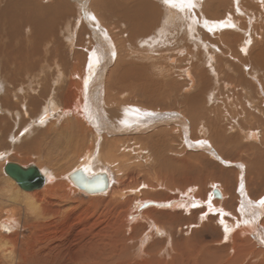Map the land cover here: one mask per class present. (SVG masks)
Wrapping results in <instances>:
<instances>
[{
    "label": "rangeland",
    "instance_id": "374dc122",
    "mask_svg": "<svg viewBox=\"0 0 264 264\" xmlns=\"http://www.w3.org/2000/svg\"><path fill=\"white\" fill-rule=\"evenodd\" d=\"M40 1L44 2V5H47V3L51 5L50 1ZM65 1L71 4V13H66L65 19L57 23L59 40L51 37L46 40L47 42L42 43V68L32 74V77H30L32 83L30 82L25 88L20 87L21 89L14 88L13 90V88H10L13 85L12 83L20 82L18 80L13 82L7 77L5 78L4 75L0 76V122H2L0 123V218L3 216V210H10L15 205L21 210V217L15 216L20 226L19 229L17 228L12 233H3L0 230V254L4 258L1 262L4 264H15L17 262L16 258H18L17 253H19L21 248L25 251L27 249L34 250L33 252L37 253L50 243L56 242L61 252L60 259H66L65 252L68 249L75 248L76 244L78 245L82 242V239L86 237L100 239L103 235H97L96 232L102 230L109 223L122 220V215L119 214L118 216L114 208H108L95 202L97 199L108 198L109 195L90 196L66 179L70 186L76 188L74 195L76 202H74L73 207L69 208L68 216L63 220L60 219L61 221L50 219L44 227L34 229L31 225H28L27 220L34 218L37 213V207L30 210L28 203L25 204L17 199H22L23 190L14 181V188L10 187L8 180L11 179L4 172V166L13 162L35 165L38 168L49 171V173L50 171L51 173L53 172L52 174L55 177L57 174L61 177L78 168L80 159L87 154L86 148L93 143L91 137H86L85 140L77 137L80 129L77 126L79 118L73 110H70L77 97L79 99L80 96L77 94L79 91V79L70 78L69 80V76L57 69L61 67L60 57L53 58L45 54L51 48L60 47L64 54L67 55L69 64L72 67L80 65L84 74L86 73L91 53L98 48L101 49H98L101 54H99L101 62H99L100 64L98 63L95 69V75L90 85L91 90L93 89L92 97L96 104L100 105V111L104 116L109 117L113 111L118 113L122 111L123 107V110L124 108L142 110L140 111L142 112L141 115L154 113L155 115L149 116L150 118L146 120L148 122L151 121L150 124L153 121L155 122V120H167L168 117H178L184 121L183 123L186 122L185 125L178 123L179 121L170 122L168 125L158 123L159 125L154 128L152 125L148 130L133 131V133L125 130V133L122 132L114 135V138H110L111 140H120L122 142L116 148V153L119 159L124 160L122 168L118 167L116 169V183L113 182L112 188L116 185L123 186L122 190L126 193L125 197H132L135 201L142 199L152 202L155 205L152 206V209H156V213H153V215H156V221H159L160 226V231L153 230L151 222L144 221L141 218V220L131 224L134 225L128 234L122 230L123 226L121 223L109 229L111 237L115 238L113 242L119 249L117 257L120 255V258L116 259L114 264H194L187 260V252L190 249L193 251L203 250L202 259L207 263L217 258L214 264H264V252L261 251L264 250V244L260 245L257 242V239H260L261 243H264V237L261 238L262 235L258 237L259 231L264 233V209L260 211V204H257L261 199H264V175L261 174L260 177L262 179L256 181L255 179H258L255 174L256 171L251 172L252 170L250 169V162L255 160H260L261 166L264 168V68L260 69L257 66L259 60L254 55L258 49L257 44H263L264 47V12L262 11L264 0H194V5H196L192 6L193 9L189 11L191 14L189 13L188 18L186 16L177 17L178 15L169 13L165 22H163V13L166 10V6L163 5L162 0H144L157 5V20L156 24L154 23L156 31L153 29L149 33L142 32L144 34L141 35L138 43L131 33L132 25H134L132 20L123 15L121 8L119 11V7L127 4L131 6L133 3L143 0H99L103 1L105 5L110 4V6L106 5L107 9L96 7L95 3L98 0ZM93 1L95 5H93ZM222 1L224 6L222 8L218 6L219 8L217 7L214 10V2L217 6ZM243 2L245 3L242 4ZM113 5L118 8L112 9L111 6ZM254 8L255 10H252ZM174 11L179 12L176 9ZM92 16H95L96 19H91ZM228 16L233 17L235 24L230 31L223 29L221 33H217V30H209L204 25L205 21L208 23L207 26L212 22H225ZM189 22L192 23L191 27H189ZM5 27V30L0 33V47L6 48L8 46L6 44L9 42L15 44L19 42L20 46L26 47L30 38L25 31L26 28L16 35L15 31L7 34L9 33L7 30L8 26L6 25ZM12 34L13 38L18 36L17 40L11 37ZM2 39H4V42ZM231 39H233L232 42L230 41ZM259 39L263 43H260ZM247 41H249L248 44ZM225 43H230L229 47L237 48L239 53L237 54L236 52V55L234 54L235 57H233L235 60L230 62L231 67L234 68L227 69L229 75L233 77V83L228 84L230 85L228 87L231 88L224 87L227 83L225 76L223 77L222 74V77H219L218 80L214 74L212 75L209 72L204 82L201 77V72H205L204 67H196L199 64L198 58L193 59V57H190L192 53H195L196 57H198L200 50L204 51V48H209V52L213 54L215 59V61H211L214 64L216 59L220 60L217 58L220 56L219 48L227 47ZM244 43L249 47L246 50L249 51L253 48L250 50L253 52L255 49L251 59L259 68V73L258 71L256 72V78L250 75L246 76L248 71L251 70L250 67L244 68L246 56L239 50L241 44ZM29 44L31 45L32 43L30 42ZM259 49L264 51V48ZM52 51L54 54L56 48L52 49ZM133 51H135L136 56L132 54ZM113 52H115V57L112 56ZM247 54L249 55L250 52ZM205 55L207 56L208 54L205 53ZM259 57L261 58V56ZM173 59L176 60L173 61ZM201 61H205L203 56H201ZM194 63H197L196 66H193ZM17 64L15 63V66ZM215 65L213 66L215 67ZM120 66L124 69L123 81L126 84L127 82L137 84L145 83L146 81L155 84L154 97L156 101L151 102L149 99L144 98L140 94V86L137 89H133V91L129 90L128 93L126 92L123 95L116 94L117 91L115 94L110 95L107 88L116 77L114 71L118 70ZM129 66H133L132 70L135 71L131 72V76L125 73L131 69ZM13 67L14 65L11 68ZM186 70H189L194 83L186 75ZM48 76L51 79L50 90L46 88V84H43V77ZM216 79L220 82L218 83ZM257 79L262 84L258 85ZM71 80L76 86L73 87L72 93L66 95L65 99V96L60 94V89L63 88L64 92H66ZM240 80L243 81L242 84L247 83L246 80L248 82L251 81L244 85L250 88V84H253L252 89L255 88L257 91L252 90L254 92L252 97L258 96L255 100L257 103H253L254 100L252 99L250 106L248 105L249 100L243 87L240 90L238 89V81ZM43 86L47 91L43 89ZM41 88L46 94L40 96L39 106L35 109L29 102L42 95ZM145 88L153 92L151 87L146 86ZM200 90L204 92L206 98L213 97V104H216L217 108L220 107L218 112H216L217 114L212 113L210 116L212 117L210 119V127L215 128L212 131H203L199 127V107L194 110L187 109L186 104L190 98L193 96L197 97L196 94H199ZM48 102L56 106V114L50 117V121L41 122L42 118L39 119V117ZM245 107L250 110L246 115L244 114ZM256 107H258V110L254 111ZM64 109H69L70 112L66 114ZM245 111L247 112V110ZM9 112H11V115ZM5 115H7V118L9 117V120L4 118ZM147 116L145 119H147ZM230 120L235 122L232 127L229 126ZM164 129H166L164 133L167 130L169 133L167 132L168 135L163 137L165 139L163 143L168 140L171 143L169 146L164 144L165 150H160V145H153L150 137L158 134L160 130H162L160 133H163ZM222 129H226V131ZM216 130L221 131H218L216 135L214 133ZM249 132H253L251 134L255 137L250 136ZM218 135H221L227 141L221 143ZM231 137H234V139H230ZM67 138L71 139L66 140ZM77 139H79L78 142L76 141ZM68 141L72 142L70 143L71 145ZM84 141L85 143H83ZM200 141L205 143L201 145L198 143ZM55 145L57 146L54 147ZM60 145H64V147H60ZM142 145L147 147H145L144 151H137L138 148L134 149V146L142 147ZM130 146H133V150ZM98 147L99 151L102 149L105 153L110 149L109 144H102V142H100ZM141 147L139 148L141 149ZM152 147L159 152L155 153L153 157L146 153V150L148 148V150H151L150 148ZM57 153L64 154L66 157L63 161H59V166L63 167L62 170L58 169L59 167L56 163L61 159V156ZM144 184H146L145 187L142 186ZM241 185H243V191H241ZM223 188L227 194H236L237 199L234 204L228 205L230 209L228 211L231 215L227 213L223 216V219L232 225L236 224L237 220L234 219V216L237 218L238 216L233 210L239 209L243 203L248 204L250 219L255 218V220H258L257 227L260 230H256L258 231L256 232V237L250 232H243L239 233V236L234 235V238L232 236L225 239L226 235L223 234L225 233V228L221 222L223 221L222 218L220 219L222 217L220 212L213 210L215 209L214 206L209 208L207 204L209 199L217 200L222 204L230 199L228 195L225 197L222 191ZM137 189H140L142 193H139L138 197L137 193H130V191ZM143 192L148 194L145 196ZM189 198L194 202L198 201L193 207L189 208L191 211L184 212V207L172 209L170 203L173 200H185L186 203L189 202ZM209 204L212 205L210 202ZM148 208L150 207H146L144 211ZM258 211H260L259 214L257 213ZM165 213L172 214V218L170 220L162 218ZM176 215L179 216L177 219L174 218ZM165 221H168V223ZM14 236L17 239L11 241L10 238ZM142 248L146 255L140 257L138 252ZM121 249L123 252H121ZM119 260L120 263H118Z\"/></svg>",
    "mask_w": 264,
    "mask_h": 264
},
{
    "label": "bare ground",
    "instance_id": "6f19581e",
    "mask_svg": "<svg viewBox=\"0 0 264 264\" xmlns=\"http://www.w3.org/2000/svg\"><path fill=\"white\" fill-rule=\"evenodd\" d=\"M47 1H50L51 5H49L48 3H47V5H44V2L42 3L40 0H0V33H2L5 30V28H6L5 26L7 25L8 26L7 30L9 32L7 34H11L12 31L13 32L15 31L16 35H17L22 30H24L26 28L25 31L27 32L28 36H30V38L28 40V44H26V47L25 46H20L19 42H17V44H15L13 42H9V43L7 42L8 44H6V45H8V46H6V48L0 47V76L4 75L5 78L7 77V79H10L13 82L17 81V80L20 82V83L15 82L17 84L12 83L13 85H11L10 88H13V90H14V88H19V89H21L20 87L25 88V86H28V84H30V82H31L30 81L31 80L30 77H32V74H34L39 68H42V66H41V56H42L41 45H42V43L43 42L44 43L47 42L46 40L50 39L51 37L56 39V40H59L58 37H60V36H58L59 33H58L57 23L58 22L60 23V22H62V20L65 19L64 17H65L66 13H69V14L71 13L70 12L71 11L70 10L71 9L70 8L71 4H69L65 0H46V2ZM146 1H148V0H146ZM191 3H192V5H194V0H191ZM244 3L245 2H243L242 4H244ZM95 4H96V7H99V8H102V9H107L108 7L106 5L110 6V4H106L105 5V3L103 1L101 2L99 0ZM95 4H94V1H93V5H95ZM223 4H224V2L222 1L221 3H219L216 6L215 2H214V4H213L214 7H215L214 10L218 6L220 8H222L224 6ZM231 4H233V3H231ZM120 6L121 7H119V11H120V8H121L122 14L126 15V17H129L130 20H132V23L134 24V25H132L133 27L131 29L132 30L131 33H132V36H134L133 38L135 39V41L137 40V43L139 42L141 35L144 34L142 32H146V33H149L150 31L152 32V30L154 29V26L156 24V20H157V15H156V13L158 12L157 7H156L157 5L152 4V2H149V3L145 2L143 0V1H140V2H136L135 4L133 3V5H131V6H129L128 4L127 5H120ZM249 7H251V6H249ZM111 8L112 9H116L118 7L113 5V6H111ZM197 8H198V5H197ZM238 8H239V6H238ZM191 9H193V8L192 7L188 8L187 6H185L184 11H179V12H175L174 11L175 12L174 13L173 10H175V9H171V8L166 7V10L164 9L165 11L163 13V15H164L163 22H165V20L168 19V14L169 13H173L174 15H178L177 17L186 16L188 18L189 13H190L189 11H191ZM195 10H196V8H195ZM252 10H255V8L252 9ZM262 11L264 12V6H263V10ZM206 12H207V10H206ZM234 13H236V12H234ZM205 14H209V13H205ZM159 17H161V16H159ZM178 19H177V21H178ZM180 20H181V18H180ZM185 20L187 21V19H185ZM190 21L192 22V20H190ZM137 22H139V23H137ZM191 22H189V27L192 26ZM221 24L232 25V26L231 27H227V26L226 27H221L220 26ZM234 25L235 24H234V21H233V17L228 16V19L225 22H221V21L219 23L218 22L217 23H213L212 22V23H210V25L205 26V27H207L208 29H211V30H217L216 31L217 33H221V30H223V29H226V30L230 31L231 29L234 28ZM238 25H239V23H238ZM241 27L243 28V26H241ZM165 28H168V27H165ZM7 36H9V35H7ZM12 36H13V34L11 35V37ZM228 37H230V36H228ZM17 38H18V36H16V37L14 36L13 39L17 40ZM3 40L4 39H2V41ZM232 40L233 39H231L230 41L232 42ZM258 41L260 43H263V41L260 40V39ZM30 42L32 43L31 44L32 46L29 44ZM210 42H211V40H210ZM248 43H249V41H247V44ZM61 44H62V42H61ZM225 44L227 45L226 48H219V50H218V51H220V56H218L217 58L220 59V60L216 59V62H214V64H216L215 67L213 66L214 64L211 62L213 60L215 61V59H214L213 54L211 52H209V48H204V51L200 50L198 52V57H196L197 55L195 53H192V55L191 54H189V55H191L190 57H193V59L194 58H198L199 64L194 63L193 66H196V64H197L196 67H198V68L204 67L205 72H201V77L203 78L204 82L206 81V78H207L209 72H211L212 75L214 74L216 76L215 78H217L218 80H219V77H222V75H223V77L225 76L224 78L226 79L227 85L226 86L224 85V87L225 88H231V87H228V86H230L228 84L233 83L232 82L233 81L232 80L233 77L229 75V73L227 72L228 71L227 69L230 70V69L234 68V67H231V63L230 62H232L231 60H233V61L235 60L233 58V57H235L234 54L236 52H237V54H239V53H238V49L237 48L229 47L230 43H225ZM247 44H245V43L241 44V46H240L241 48H239V50H241L243 52L242 54L244 56H246V58L244 60L245 61L244 68H249L250 67V70H251V71H248L246 76L250 75L251 77H255L256 78V76H257L256 72L259 70V68H257V66H259L260 69L264 68V51L259 49V48H264V47H263V44H257V47H258L257 51H255V49H254L253 52H252L250 50H252L253 48H251L249 51L246 50L247 48L249 49ZM127 45H129V44H127ZM29 46H31V47H29ZM209 46H210V44H209ZM55 48H56V52L53 54L52 49H55ZM55 48H51L50 50H48L45 53L46 56L53 57V58L59 56L60 57L59 60H60L61 67H59L57 69L59 71H62L63 73H65L66 76H69L68 77L69 80H70V78L71 79L75 78L76 80L79 79V84H78V88H79L78 90L79 91H78L77 94H79L80 96H79V99L77 97L76 102H74V104L71 106V109H70V110H73L74 113L79 118L77 120V122H78L77 126H79L80 129L78 130V136L77 137H79V139L82 138V140H85L86 137H91V140H93V143H92V145L90 144L88 146L89 148L88 147L86 148V151H87L86 153L87 154L84 157L81 156L83 158L80 159L78 168L76 170L72 171L71 173L67 174V175L65 174V175L60 177L57 174L56 177H55L52 174L53 172L51 173V171H50V173H49V171L44 170L43 168H40V167L38 168L36 166L39 169L40 173H42V175L45 177L44 185L41 188H37V189H34V190H30V191L22 189L19 186V184L12 177H10L6 173L5 167L8 164L7 163L4 166V172L11 179V180H8V183H9L10 187L14 188V182H15L23 190L22 192L24 193V195H23L22 199H19V198H17V199L22 201V202H24L25 204L28 203V206H29L30 210H33V209H35L37 207V213L34 216V218H32V219L29 218L27 220L28 225H31L32 228H34V229L37 228V227H39V228L44 227L45 224L47 223V221H49L50 219L61 221L65 217L68 216V211L70 210L69 208L73 207L74 206V202H76L74 200L75 199L74 195H75V192H76V188L70 186L68 184V182H66V179L68 181H70V183H72L74 186H76L79 189V187L77 185H75V183H74V181L72 179V175L75 174V172H77V171L82 172L90 180H93L94 178H98L100 176L105 179V181L107 182V187H106V189L104 191H98L97 193L88 194V195H90V196L109 195L108 198L97 199V200H95V202L97 204L104 205V206H106L108 208H114L116 213L118 214V216H119V214L122 215V220L120 222L116 221L115 223H109L102 230L96 232L97 235H103L100 239L87 238V237L82 239V242L79 243L78 245L76 244L75 248H73L71 250L68 249L65 252L64 255L66 256V259H60L61 258V252L59 250L58 243L56 242V243H50L49 245L46 246V248H44L42 250H39L37 253H34L33 252L34 250L27 249L25 251L24 249L21 248L19 253H17L18 254L17 255L18 258H16L17 262H15V264H114L116 259L118 260L120 258V255H118V257H117V252H119V249L114 244L113 241H114L115 238L111 237L109 229H111L114 226H116L119 223H121V225L123 226L122 230L125 231V233L128 234V232H131L132 226L134 225V224L133 225H131V224L133 222H137L138 220H141V218L144 219V221L151 222V228H153V230L160 231V228H159L160 226H159V223H158L159 221L158 220L156 221V219H157L156 215H153V213H156V209H152V206H155L152 202H147L146 200H142V199H138V200L135 201L132 197H128V196L125 197L126 193L124 192V190H122L123 186L116 185V186H114L112 188L113 182H115L116 169L118 167L122 168L124 160L119 159V156L116 153V148H118V146L122 142L120 140H117V141L116 140H111L110 138H114L113 137L114 135L120 134V133L124 132L125 130H129V132H132V133H133V131L140 132V131H143V130H148V129H150V127L152 125H153V128L156 127V125H159L158 123H161V124L163 123V124L168 125L170 122L179 121L178 123H181L182 125L183 124L185 125L186 122L183 123L184 121L182 119H179L178 117H174V118L168 117L167 120H164V119H163L164 121L155 120V122L153 121L152 124H150L151 121H149V122L146 121L150 117L147 116V119H145L146 113L141 115L142 112H140V111H142V110L136 111V110H134V108L133 109H131V108H129V109L126 108L125 109L124 108V110H123V107H122V111H119L118 113H117V111H113L112 114H110L109 117L108 116L107 117L104 116L102 114V112L100 111L101 110L100 107H99L100 105H97L96 101L92 97V90L93 89L91 90V85H90V83L92 82V78L95 75V69H96V67L98 65V63L96 61L99 60V62H101L100 59H99V56L101 55L99 50H101V49L98 48L99 50L96 49L97 51L94 50L91 53L90 58H89V62L87 63V70H86L87 75H86V73L84 74L83 69L80 67V65L72 67V65L69 64L68 58L66 57L67 55L64 54V52L62 51V48H60V47L59 48L55 47ZM254 48H255V46H254ZM135 51H133V53L131 52L134 56H136ZM212 51H213V49H212ZM254 51H255L254 55L259 60V62H258L259 64H257V66L252 62V59H251L252 58L251 56L254 53ZM262 51H263V53H262ZM248 52H250L249 55L247 54ZM205 53L208 54V55L206 56ZM201 56H203L205 61H201ZM259 56H261V58ZM262 56H263V58H262ZM147 57L149 58L148 55H147ZM3 58H4V61H3ZM260 59H261V61H260ZM175 60L176 59H173V61H175ZM121 62H123V61H121ZM15 63L16 64L18 63V64L15 66ZM90 64H91V67H90ZM12 65H14L13 68H11ZM129 67H131V69L128 72H125V73L127 75L131 76V72H135V71L132 70L133 66H129ZM137 70L139 71V69H137ZM123 72H124V69H122L121 66L118 67V70L114 71V74L116 75V77L109 84V86L107 88L108 93L110 95L113 94V93L115 94L116 91H117L116 94L123 95L126 92L128 93L129 90L133 91V89H137L140 86V89H139V90H141L140 94L144 98L149 99L151 102L152 101L153 102L156 101V98L154 97V93H155L154 90L156 88L155 84H153L150 81H146V80H145L146 81L145 83L132 84V83H128L127 82V84H126L125 81H123V78H124L123 77ZM102 73H104V72H102ZM185 73L188 76V78L192 81V83H194V80H193L192 75L190 74L189 70H186ZM258 73H259V71H258ZM110 77H112V76H110ZM129 79H130V77H129ZM43 80H44L43 84H46V86H47L46 88L50 90V86H51L50 77L49 76L48 77H43ZM218 80H217V82H218ZM85 81H88L87 89L85 88ZM242 82H243L242 80L238 81V83H239L238 84V89L240 90L241 87H243V90L245 91V95L248 98L250 104H251V102L253 100H254L253 103H257V102H255V100H256V97H258V96L256 95L255 97H252V96H254V92H252V90H254L255 92L257 91V90H255V88L252 89L253 84H250V88L247 85H244V84L250 83L251 81L248 82L246 80L247 83H243V84H242ZM257 84L259 85V84H262V83L258 80ZM37 85H39V84H37ZM44 86H43V89L45 91H47V89L44 88ZM74 86H76V84L71 80L69 82V88L67 89V91L64 92V89L61 88L60 89V92H61L60 94L62 96H65V99H66V97H67L66 95L68 93H72L73 92V87ZM146 86L147 87H151L153 89V92H151L147 88H145ZM217 87L219 88V86H217ZM202 88H204V87H202ZM43 89H42V93H41L42 95L38 94L39 95V96H37L38 98L34 99L31 102L28 101L29 103L32 104L33 107H35V109L39 106V98H40V96H43L44 94H46L45 92H43L44 91ZM196 95H197V97L193 96L192 98H190V100L186 104L187 107H188L187 109L194 110L195 108L199 107V109H200V118H199V121H198L199 122L198 123L199 127L201 129H203V131L204 130L205 131H207V130L212 131L215 128H213V127L211 128L210 127V119H212V117H210V116H211L212 113L218 112V109L220 107L217 108V105L213 104V102H214V100H212L213 97H210L209 99L206 98V96L204 95L203 91L200 90L199 94H196ZM110 98H111V96H110ZM119 101H121V100H119ZM10 105L12 106L11 103H10ZM55 107L56 106H54L53 103L48 102L47 106L44 107L45 110L43 111L42 115H40L39 119L42 118L41 119L42 122L50 121L51 120L50 117L54 116L56 114L57 109ZM13 108L15 109V107H13ZM20 108H21V106H20ZM257 108L258 107H256L254 109V111L258 110ZM17 110H16V113H17ZM70 110L66 109L64 112L67 114L68 112H70ZM9 111H10V109H9ZM11 112H9V114ZM259 112H261V111L259 110ZM32 114H34V113L32 112ZM244 114L246 115V114H248V112H246L244 110ZM250 114H251V112H250ZM4 118H7V115H5ZM20 118H21V116H20ZM46 119H48V120H46ZM250 119H251V117H250ZM122 121H127V123L126 124L122 123ZM0 123H2V122H0ZM234 125H235V122L233 120H230L229 121V126L232 127ZM9 126H10V124H9ZM84 126H86V127H84ZM165 130L166 129L163 130V133L162 132L160 133V131H162V130H160L158 134L152 135L150 137V141L152 142L153 145H156V144H157L156 146L160 145V150H165L164 146H163L164 144L166 146H169L170 143H171L170 140H168L166 143H163V140L165 141V139L163 137H165L169 133L168 130L164 133ZM222 130L226 131V129H222ZM62 131H63V129H62ZM62 131H61V133H62ZM153 131H155V130L153 129ZM218 131H221V130H216L215 132L214 131L213 132L217 135ZM251 133H253V132H251ZM251 133H250V136L255 137ZM61 135L63 136V134H61ZM110 135H111V137H110ZM68 139H71V138H67L66 140H68ZM79 139H77L76 141L78 142ZM218 139H219V141L221 143H224L225 141H227V139H224L221 135H218ZM230 139H234V137H231ZM86 142H88V141H86ZM100 142H102V144L103 143L104 144H106V143L109 144V148L110 149L106 153L102 149H101V151H103V152L99 151L98 145L100 144ZM160 142H162V143H160ZM70 143H72V142H69V144ZM83 143H85V141ZM56 146L57 145H55L54 147H56ZM60 147H64V145H60ZM130 147L133 150V146H130ZM139 147H141V146H139ZM139 147L138 146H134V149L136 150L138 148L137 151H139V150L144 151L146 146L142 145L141 149ZM158 148H157V150H159ZM170 148H172V147H170ZM150 149L151 150H148V151L146 150V153L152 155V157L155 155V153H159L153 147L150 148ZM50 151H51V149H50ZM57 154H59V153H57ZM59 155L61 156V159H59L56 163H57V165L59 167L58 169L62 170L63 167L59 166V164H60L59 161H63L64 159H66V157H65L64 154H59ZM95 160H98V161H95ZM181 161L183 162V160H181ZM102 163H104L105 165L104 164L102 165ZM15 164H18V165H20L23 168H28L29 166H35V165H25V164H21V163H15ZM256 164L260 165V160ZM255 171H256L255 174L258 176V179H262L260 176H261V174L264 175V170H259L258 171V168H257V169H255ZM58 173H59V171H58ZM142 186L145 187L146 184H144ZM222 191L225 194V197H226V195H228V197L230 199L226 200L223 204L220 203L217 200L213 201V199H209V202L212 203V205L209 204V202L207 204H208L209 208H211V206H214L215 209H213V210H216V211L220 212V214L222 216V217H220V219L222 218L223 227L225 228V233H223V234L227 235V237H232L233 236V238H234L235 237L234 235L239 236V233L250 232L253 236L256 237L257 236L256 232H258L256 230L259 229V227H257V225H258L257 221L258 220H255V218H253L252 220L250 219V209H248V207H247L248 204L243 203V205L240 206L239 209L233 210L235 212V214L238 216V218L234 216V219L237 220L236 224L232 225L231 223H229V222H227L226 220L223 219L224 218L223 216H225L227 213L230 214L229 211H228V210H230L228 205H230L232 203L234 204L237 199H236V196H235L236 194H231V193L227 194L224 188H223ZM130 193L131 194L137 193V197L140 194H142L140 189L139 190L138 189L137 190H132V191H130ZM147 194L148 193H144L143 192V195L146 196ZM128 195H129V193H128ZM217 196H220V195H217ZM197 202L198 201L194 202L193 200H191V198H189V202L185 203V200H173L172 203H170V205H172V209L183 208L184 207V212L185 211L187 212V211L190 210L189 208L193 207V205H195ZM257 204H259V203H257ZM146 207H150V208H148L147 210L144 211V209ZM260 208H261L260 211H262L264 209V205H262V206L260 205ZM260 211H258L257 213L259 214ZM15 216L21 217V210H20V208L18 206L15 205L10 210H8V209L7 210H3V216H1V218H0V230H1V232H3V233L4 232L12 233V232L16 231L17 228L18 229L20 228V226L18 224V221H17V218H15ZM172 216H173L172 214H166L165 213V215H163L162 218H165V220H168V219L170 220L172 218ZM181 216L183 217V215H181ZM178 217H179L178 215L174 216V218H176V219ZM246 221H247V223H245ZM165 222L168 223V221H165ZM239 222H241V223H239ZM254 223H256V224H254ZM226 229H227V232H226ZM262 234H264V233H262V231H259L258 237L261 236ZM170 236H171V234H170ZM240 236H241V234H240ZM0 237H1V235H0ZM106 237H108V238H106ZM149 238H150V236H149ZM16 239H17L16 236L10 238L11 241H14ZM130 239H128V240L129 241L133 240V238H132V240H130ZM257 242L260 245L264 244V243H261L260 239H257ZM261 251L264 252V250H261ZM121 252H123L122 249H121ZM138 254H139L140 257H143V256L146 255L145 252L143 251V248L141 249V251L138 252ZM203 255H204V251L203 250L202 251H193L192 249H190L187 252V257H188L187 260L190 261L191 263H194V264H214V263H216L215 259H217V258H214V259L209 261L210 263H207L205 260L202 259ZM12 258H13V256H12ZM3 259L4 258L2 256V254H0V263L1 264H4L3 262H1V261H3ZM118 263H120V260H119Z\"/></svg>",
    "mask_w": 264,
    "mask_h": 264
},
{
    "label": "water",
    "instance_id": "95a60500",
    "mask_svg": "<svg viewBox=\"0 0 264 264\" xmlns=\"http://www.w3.org/2000/svg\"><path fill=\"white\" fill-rule=\"evenodd\" d=\"M5 170L24 190L30 191L41 188L44 185L45 177L36 166L23 168L18 164L8 163ZM72 179L75 185L86 194L104 191L107 187V182L101 176L90 180L80 171L75 172V174L72 175ZM262 237H264V234H262L261 238Z\"/></svg>",
    "mask_w": 264,
    "mask_h": 264
},
{
    "label": "snow or ice",
    "instance_id": "6c2138e0",
    "mask_svg": "<svg viewBox=\"0 0 264 264\" xmlns=\"http://www.w3.org/2000/svg\"><path fill=\"white\" fill-rule=\"evenodd\" d=\"M162 3L164 6L171 8V9H176L178 11H184L185 6H187L188 8H191L193 6L191 3V0H162ZM91 19L95 20L96 18H95V16H92ZM205 26H207V21H205ZM220 26L221 27H226V26L231 27L232 25L221 24ZM209 30H211V29H209ZM112 56L115 57V52L112 53ZM96 62L99 63V60H97ZM90 67H91V64H90ZM87 84H88V81H85V88L86 89H87ZM136 111H139V109H136ZM146 115L153 116L155 114L154 113H146ZM122 123L126 124L127 121H122ZM198 143H200L202 145L205 142L200 141ZM241 191H243V185H241ZM249 203H251V202H249ZM258 203L260 205H264V199H261ZM221 222L223 223V221H221ZM245 223H247V221ZM226 232H227V229H226ZM225 239H227V235L225 236Z\"/></svg>",
    "mask_w": 264,
    "mask_h": 264
},
{
    "label": "crops",
    "instance_id": "0c3cea01",
    "mask_svg": "<svg viewBox=\"0 0 264 264\" xmlns=\"http://www.w3.org/2000/svg\"><path fill=\"white\" fill-rule=\"evenodd\" d=\"M248 105L250 106V103L248 102ZM245 110H247V112L248 111H250L247 107H245ZM259 160H255V161H252V162H250V169L252 170L251 172H255V169H257L258 168V170H264V168L263 167H261V163H260V165H257L256 164V162H258ZM254 174V173H253ZM258 178V177H257ZM256 181H259V180H261V179H255Z\"/></svg>",
    "mask_w": 264,
    "mask_h": 264
}]
</instances>
